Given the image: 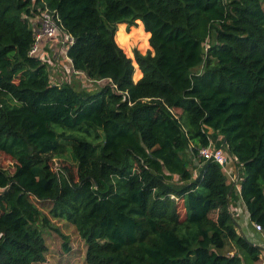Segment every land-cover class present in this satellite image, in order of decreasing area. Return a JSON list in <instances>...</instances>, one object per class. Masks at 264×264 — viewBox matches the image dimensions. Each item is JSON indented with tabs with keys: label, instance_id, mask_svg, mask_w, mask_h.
<instances>
[{
	"label": "trees",
	"instance_id": "1",
	"mask_svg": "<svg viewBox=\"0 0 264 264\" xmlns=\"http://www.w3.org/2000/svg\"><path fill=\"white\" fill-rule=\"evenodd\" d=\"M263 2L0 0V152L14 160L0 167V264L43 261L51 218L75 227L84 264L258 260L230 205L264 234ZM44 8L74 36L84 83H54L28 54ZM137 21L151 50L132 59L117 33ZM211 135L238 186L198 156Z\"/></svg>",
	"mask_w": 264,
	"mask_h": 264
},
{
	"label": "rangeland",
	"instance_id": "2",
	"mask_svg": "<svg viewBox=\"0 0 264 264\" xmlns=\"http://www.w3.org/2000/svg\"><path fill=\"white\" fill-rule=\"evenodd\" d=\"M262 6L264 8V2L262 3ZM136 26H131L129 30H127V26L124 25V29L122 28L118 33V44L119 46L124 50V52L127 54L128 57L133 59V51L136 49L141 54H144L147 50H151L149 44H148V38L144 32L142 24H140L138 21L136 22ZM129 33V34H128ZM116 39V38H115ZM134 62V61H133ZM135 69L136 66L134 65ZM138 67V66H137ZM58 64L54 68V70H50L52 72V80L59 79L62 77L63 73H60L58 70ZM56 77V78H55ZM69 81V80H68ZM73 82V80H71ZM79 88L82 87L80 83L76 81L74 82ZM212 141L214 144L218 142V139L216 136H212ZM214 138V139H213ZM66 158L64 161L62 158L64 157H56L52 160L54 164V168H58V165L62 167V165L71 164L72 158L69 156L68 152H66ZM69 162V163H68ZM233 166V165H232ZM0 167L6 170L7 172L11 173L14 169V160L10 158L8 155L0 152ZM233 170L235 173L238 174L240 171V168H237L233 166ZM234 186L236 187L235 183ZM32 200L36 202V204L40 207L41 211L45 214L48 213V206L42 203H39L38 201H35L33 198ZM241 201V199L239 200ZM238 203V201H237ZM242 204H231L230 205V211L232 212L233 216L235 217V220L244 218L245 214L243 213ZM178 210L180 211V214L183 215V208L179 207ZM52 222L53 227L47 228L46 231H44V239L48 246V251L45 254V258L41 262H37L36 264H84V255H85V243L81 239V237L78 235L75 227L70 224L69 222L63 220V219H50ZM56 228V229H53ZM242 229V228H241ZM241 231V230H239ZM259 238L262 237L264 239L263 232L258 233ZM64 240H67V246L69 248L68 251L64 250L63 242ZM256 240V237L253 239ZM264 245V244H263ZM258 246L262 247V245L258 244ZM230 246H226L223 251L230 250ZM262 255H264V249L262 248ZM262 258L264 256H261ZM255 264H262V261H260V258L254 262ZM250 263L249 264H254Z\"/></svg>",
	"mask_w": 264,
	"mask_h": 264
},
{
	"label": "built area",
	"instance_id": "3",
	"mask_svg": "<svg viewBox=\"0 0 264 264\" xmlns=\"http://www.w3.org/2000/svg\"><path fill=\"white\" fill-rule=\"evenodd\" d=\"M37 22L39 27L34 31L33 43L29 48L28 54L40 60L41 63H47L51 71L56 67V63L59 61L63 63V74L58 81L52 80V72L50 71V79L54 83L67 80L70 76H82L81 71L73 68L72 60L67 54L68 48L74 43V36L64 29L58 13L55 10L44 8L41 11ZM54 38H57V42L60 47L56 60L50 52V45L44 47L42 44L43 39ZM82 79L83 81L86 80L84 77H82ZM198 156L204 160H211L220 164L222 166V170L226 173L231 182L235 183L236 186L239 185V173H235L233 168H231V156L223 145L216 147L210 138L208 145L199 148ZM252 224L257 232H262V227L259 224Z\"/></svg>",
	"mask_w": 264,
	"mask_h": 264
},
{
	"label": "crops",
	"instance_id": "4",
	"mask_svg": "<svg viewBox=\"0 0 264 264\" xmlns=\"http://www.w3.org/2000/svg\"><path fill=\"white\" fill-rule=\"evenodd\" d=\"M36 24H37V28H36V30L38 29V27H39V24H38V22L36 21ZM123 25H125V24H123ZM124 27V26H123ZM124 29V28H123ZM42 44H43V46L44 47H46V46H48V45H50V52L52 53V55H53V57L55 58V60L57 59V53H58V51H60V47H59V44H58V42H57V38H54V39H43V41H42ZM49 52V53H50ZM57 64H58V70H59V72L60 73H63V70H62V68H63V63H61L60 61L58 62V63H56V66H57ZM140 77H141V75H140ZM139 77V78H140ZM56 78V77H55ZM79 79H81L82 80V82L84 83V81H83V79H82V77H78ZM139 78H137V79H139ZM55 80H57L58 81V79H55ZM82 86V85H81ZM234 203H236V204H238V205H241L242 204V202L241 201H238V203H237V200H235V201H233ZM242 208L244 209L243 210V213L245 214V216H244V218H241L240 220L239 219H237V225H238V229L239 230H241L240 232L250 241V242H252L253 244H255V245H258V244H260V245H262V248L264 249V239H262V237H260L259 238V236H258V233L259 232H257L256 230H255V228L253 227V224L250 222V220H249V217H248V213H247V210H246V208H245V206L242 204ZM242 228V229H241ZM256 237V240H253L254 238ZM262 256H264V255H262ZM260 261H262V264H264V257L262 258V257H260ZM256 262V261H255ZM255 264V263H254Z\"/></svg>",
	"mask_w": 264,
	"mask_h": 264
}]
</instances>
